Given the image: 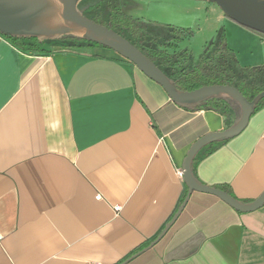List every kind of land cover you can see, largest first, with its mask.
Segmentation results:
<instances>
[{"label":"crops","instance_id":"crops-1","mask_svg":"<svg viewBox=\"0 0 264 264\" xmlns=\"http://www.w3.org/2000/svg\"><path fill=\"white\" fill-rule=\"evenodd\" d=\"M233 27L239 62L262 64L248 43L264 53V39ZM42 48L0 33V264H121L183 203L191 146L237 111L180 106L106 46ZM193 171L243 202L264 193V107L239 135L203 147ZM126 264H264V205L241 212L194 191Z\"/></svg>","mask_w":264,"mask_h":264},{"label":"water","instance_id":"water-1","mask_svg":"<svg viewBox=\"0 0 264 264\" xmlns=\"http://www.w3.org/2000/svg\"><path fill=\"white\" fill-rule=\"evenodd\" d=\"M83 0H0V33L13 38H37L40 41L72 36L109 47L135 64L151 79L163 86L171 99L180 106L196 109L202 102L217 98L235 107L234 122L222 131L211 132L199 138L190 148L182 166V175L188 188L187 195L162 232L147 247L133 254L126 264L142 251L157 243L176 221L194 191L217 196L241 212L254 211L264 205V193L250 202H243L222 188L203 183L193 171L198 152L208 144L229 140L239 135L248 125L264 90L248 99L229 84L204 85L193 90L180 89L156 63L138 47L115 30L88 18L80 9ZM215 3L236 23L264 34V0H201Z\"/></svg>","mask_w":264,"mask_h":264},{"label":"trees","instance_id":"trees-1","mask_svg":"<svg viewBox=\"0 0 264 264\" xmlns=\"http://www.w3.org/2000/svg\"><path fill=\"white\" fill-rule=\"evenodd\" d=\"M79 6L88 18L115 30L138 47L163 72L174 79L182 90H193L211 84H229L237 87L250 100L264 90V63L243 66L227 44L224 27L217 30L216 36L206 43L202 54L195 61L194 54L188 49H176L178 42L190 31L134 16L131 11L139 6L135 0H83ZM251 31L264 36L263 33ZM4 36L21 49L34 52L44 51L42 45L45 43L54 48L69 49L84 45L102 46L72 36L45 41ZM203 107L217 110L224 115L232 112L231 104L217 98L202 102L197 108ZM262 107L264 98L258 103L255 111ZM214 149L209 147L204 154H209ZM222 189L231 193L227 188Z\"/></svg>","mask_w":264,"mask_h":264},{"label":"rangeland","instance_id":"rangeland-1","mask_svg":"<svg viewBox=\"0 0 264 264\" xmlns=\"http://www.w3.org/2000/svg\"><path fill=\"white\" fill-rule=\"evenodd\" d=\"M138 1L141 6L131 11L134 16L160 24H171L190 31L178 42L176 49L178 51L188 49L194 54L195 61L202 54L206 43L216 36L217 30L221 27L226 30L227 44L232 50L235 49V44L239 43V38L237 37H240L238 36L237 27H233L235 25L264 39L263 35L254 33L250 29L236 23L223 11L221 12L220 8L210 9L211 3L201 0ZM221 13L224 17L219 19L218 17ZM230 24H233V26ZM248 46L250 51H254L255 56H259V59L264 57L262 47L258 42L250 40ZM242 51L246 52L245 49Z\"/></svg>","mask_w":264,"mask_h":264},{"label":"built area","instance_id":"built-area-1","mask_svg":"<svg viewBox=\"0 0 264 264\" xmlns=\"http://www.w3.org/2000/svg\"><path fill=\"white\" fill-rule=\"evenodd\" d=\"M180 174L182 175V172H181ZM97 197H98V198H101L100 195H98ZM115 208H116V210H119V209L121 208V206H116Z\"/></svg>","mask_w":264,"mask_h":264}]
</instances>
